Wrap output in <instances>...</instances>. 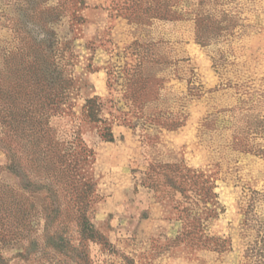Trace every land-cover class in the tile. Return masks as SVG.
Masks as SVG:
<instances>
[{
  "label": "rangeland",
  "instance_id": "374dc122",
  "mask_svg": "<svg viewBox=\"0 0 264 264\" xmlns=\"http://www.w3.org/2000/svg\"><path fill=\"white\" fill-rule=\"evenodd\" d=\"M30 77L94 151L78 202L30 169ZM170 164L215 180L229 249L177 241L179 202L148 186ZM0 264H264V0H0Z\"/></svg>",
  "mask_w": 264,
  "mask_h": 264
},
{
  "label": "trees",
  "instance_id": "16d2710c",
  "mask_svg": "<svg viewBox=\"0 0 264 264\" xmlns=\"http://www.w3.org/2000/svg\"><path fill=\"white\" fill-rule=\"evenodd\" d=\"M50 68L48 69L50 70ZM40 71L46 74L47 68ZM35 79L36 77H34ZM34 80L30 77L24 83L25 91L23 93L27 97L21 109V117L25 121L23 122V131L29 133L32 149V156L29 159L30 169L37 172L40 178L49 181L48 191L52 192L53 195L60 188L66 191V197L69 196L74 199V202H78L81 200L83 189H85V193H88L87 187L92 185L91 181H87L88 185L84 184L81 175L89 160L94 159V151L81 138H75L76 140L71 147L58 138L56 129L49 125L42 112V107L48 106L50 103L52 106L47 108V111L58 112L59 108L56 105L58 101L53 100L56 94L41 92L38 81ZM9 93L13 94L10 98H13L14 101L22 99L11 91ZM7 105V103L6 105L5 103L1 104L4 112H6L5 115L11 118L13 115L15 117L17 113L12 111L13 109H9ZM86 111L89 113V108H86ZM5 122L9 121L5 118ZM102 137L109 141L113 140L112 132L108 135L102 133ZM7 155L10 164H15V157H11L9 153ZM16 167L21 170V163L16 164ZM148 178L150 181L148 186L154 188L159 199L164 196L177 200L180 204L178 216L184 222V226L177 241L182 244H189L194 248H207L214 251L229 249L230 240L208 234L205 229L208 221L219 216L218 194L215 192L214 179L204 172L191 169L185 164L159 166L158 171L152 168L148 171ZM178 195L181 196V199H177ZM87 198V195L83 197L84 200ZM53 210L57 211L56 208ZM82 213L80 214L82 215Z\"/></svg>",
  "mask_w": 264,
  "mask_h": 264
}]
</instances>
